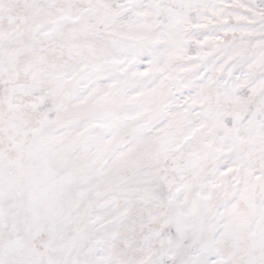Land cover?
<instances>
[{
    "label": "snow or ice",
    "instance_id": "6c2138e0",
    "mask_svg": "<svg viewBox=\"0 0 264 264\" xmlns=\"http://www.w3.org/2000/svg\"><path fill=\"white\" fill-rule=\"evenodd\" d=\"M0 264H264V0H0Z\"/></svg>",
    "mask_w": 264,
    "mask_h": 264
}]
</instances>
